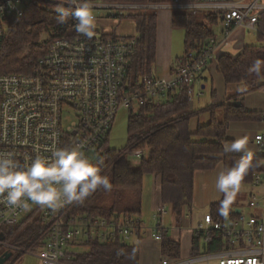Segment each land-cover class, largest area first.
Listing matches in <instances>:
<instances>
[{
    "label": "built area",
    "instance_id": "obj_1",
    "mask_svg": "<svg viewBox=\"0 0 264 264\" xmlns=\"http://www.w3.org/2000/svg\"><path fill=\"white\" fill-rule=\"evenodd\" d=\"M90 2L96 16L91 38L76 30L75 20V34L52 40L29 73L0 74V153H12L21 165L37 155L50 157L55 148L64 146H78L92 159L93 152L108 140L122 108L137 111L142 105L165 99L180 85L187 86L193 103L203 94L202 74L216 69L218 59L230 53L229 48L239 52L246 45L247 32L264 37V0ZM31 3L73 10L61 0H0V53L9 18L23 16ZM162 10L213 15L222 25L223 36L215 32L212 37L195 40L184 61L169 76L146 78L141 89L131 90L130 61L141 36H119L102 30L97 25V13H103L104 19H122ZM259 84L264 92V78ZM262 112L264 124V109ZM255 141L264 163V131L256 134ZM131 155L136 158L134 164H140L148 150L139 149ZM252 185L260 191L250 194L249 206L259 208L261 214L240 212L233 216L229 211L227 217H216L209 210L193 229L194 235L200 236V251L187 257L164 254L159 264H264V169L255 173ZM75 205L66 203L53 210L31 202L27 208L0 202V246L7 242V229L33 212L49 224L45 243L34 251L42 264H69L85 252L78 249L82 245L89 247L92 241L116 238L128 241L145 233L140 215L111 218L81 213ZM166 214L165 207L158 206L154 214L158 223L148 227L155 240L162 241L163 232L171 230L163 223ZM212 243L217 248L208 249Z\"/></svg>",
    "mask_w": 264,
    "mask_h": 264
},
{
    "label": "trees",
    "instance_id": "obj_2",
    "mask_svg": "<svg viewBox=\"0 0 264 264\" xmlns=\"http://www.w3.org/2000/svg\"><path fill=\"white\" fill-rule=\"evenodd\" d=\"M159 1L169 0L154 2ZM130 17L136 21L141 36L129 67L130 89L135 90L143 87L144 79L154 76L158 14L148 12ZM57 19L56 8L34 3L27 6L23 16H11L0 53V74L29 73L37 60L45 54L52 40L75 34L73 17L66 18L67 22L64 24L57 23ZM172 24L174 28L186 30L185 53L179 59L183 62L185 54L191 50L195 40L215 35L208 24L216 25L217 17L205 14L201 19L196 15L174 12ZM256 60L264 62L262 35H259V42L246 44L238 53H225L218 59L217 70L227 85L245 84L244 89L229 97L228 102H213L195 108L189 100L187 86L180 85L170 90L165 99H159L151 105H142L137 111H130L127 121V144L123 148H115L109 146V140H106L99 151L93 152V157L97 156L96 163L102 173L110 179V191L98 189L82 203L75 202V209L81 213L111 218L141 215L144 176L153 173L161 175L162 204L171 206L175 222L179 224L183 208L192 207L193 204L196 172L214 169L221 162L225 168H229L244 156L223 151V145L228 141L227 131L230 123L258 121L263 116L262 111L248 110L244 105L235 106L232 102L244 101L246 94L260 89L259 82L264 78V68L259 75L250 71ZM212 97H216L215 90L212 91ZM204 114L209 115L208 121L197 123L193 129L192 120L199 119ZM139 149L148 150V156L142 158L139 165H134L128 159V154L131 155ZM253 162L255 166L249 171L243 184H252L255 173L264 169L260 154L253 155ZM220 202L211 205L216 217L220 216ZM231 214L238 216V213L233 211ZM6 233V241L15 248H11L15 253L5 264H16L22 260L25 253L34 252L45 243L49 224L44 223L40 215L33 212L7 229ZM88 248L72 258L69 264H139L138 243H128L122 238H116L106 242L92 241ZM215 248L217 246L213 243L208 245V249ZM161 251L162 254L180 256L181 243L174 240L169 231L163 232ZM199 251L200 236L195 235L191 252L195 254ZM2 253L0 249V255Z\"/></svg>",
    "mask_w": 264,
    "mask_h": 264
},
{
    "label": "clouds",
    "instance_id": "obj_3",
    "mask_svg": "<svg viewBox=\"0 0 264 264\" xmlns=\"http://www.w3.org/2000/svg\"><path fill=\"white\" fill-rule=\"evenodd\" d=\"M72 11L58 7L57 23L64 24L68 17L78 23L76 30L91 38L96 28L94 5L90 0H61ZM264 62L256 60L250 71L260 74ZM223 151L244 152V156L233 166L219 172L216 188L223 194L219 214L227 217L232 198L241 190L249 171L255 166L253 154L247 149L246 139H237L224 144ZM103 188L110 191L111 183L97 163L87 157L78 146L55 148L50 157L37 155L25 164L12 153H0V202L15 208H27L29 202L55 210L71 202H83L90 194Z\"/></svg>",
    "mask_w": 264,
    "mask_h": 264
},
{
    "label": "crops",
    "instance_id": "obj_4",
    "mask_svg": "<svg viewBox=\"0 0 264 264\" xmlns=\"http://www.w3.org/2000/svg\"><path fill=\"white\" fill-rule=\"evenodd\" d=\"M157 14V49L156 61L154 64L155 70L153 69V74L154 77H167L174 71L178 63H180L179 59L185 53L186 30L184 29V52H182V48L180 46V44L182 43V40H180V36L182 35L178 29L173 27V13L170 17L167 16L168 13L163 12V10ZM208 86L211 88V95L213 90L216 91V97H212L213 101L211 103L228 102L229 97L234 96L237 92L240 91V89L238 87H235L233 84L227 85L223 79L222 74L219 73L217 69L207 70L204 74H202L201 87L203 91L208 89ZM257 91L258 92L254 91V93L251 92L244 96L243 105L246 109L257 111H262L264 109V92L260 89ZM211 103L209 101V103L200 107L193 104V107L201 108ZM202 116L209 118V115L207 114H204ZM263 131L264 124L261 120L232 121L227 131L228 141L225 142V144H231L235 140L243 138L247 141V149L250 150L253 155H259L260 149L255 141V136L256 134ZM231 153L244 155V152ZM223 169H225L224 163L221 162L214 169L197 171L194 179V195L192 207L183 208L181 222L179 224L175 222V218L172 214V219L175 224L171 227V230H174V232H171V230L169 232L174 240L180 241L181 256L182 249L184 248L187 251L186 254H190L192 251L193 238L195 236L193 231L194 226H196L202 220L205 213H207L209 210H212L211 205L213 203L220 202L222 199H224L223 194H221L216 188V179L219 172ZM161 181V175L148 173L144 176L141 215L150 214L153 210L156 211L158 206L165 207V205L162 204L161 199ZM242 186L245 185L242 184ZM246 186L249 187V190H247L246 192L247 197L246 195L245 197L239 196L236 200H232L231 207L233 209L239 208L241 209V212L247 214H261V210L259 208L254 209L249 206L250 194L254 191H260V189L255 188L252 184H247ZM233 212L235 211L233 210ZM140 236L132 237H135L136 239L134 243H138L140 246L139 264H159L162 256L164 255L161 251V241L155 240L149 231L147 232V234L142 233ZM39 261L40 264H42L40 258Z\"/></svg>",
    "mask_w": 264,
    "mask_h": 264
},
{
    "label": "rangeland",
    "instance_id": "obj_5",
    "mask_svg": "<svg viewBox=\"0 0 264 264\" xmlns=\"http://www.w3.org/2000/svg\"><path fill=\"white\" fill-rule=\"evenodd\" d=\"M155 1V0H154ZM153 1V2H154ZM158 1V0H157ZM163 12H167V16H171L173 11L172 10H163ZM159 13V12H157ZM98 19H97V25H99L102 30L110 33H115L116 35L119 36H137L139 35L137 26H136V21L134 19H131V17H124L122 19L120 18H110V19H104L103 13L98 12ZM198 18L203 19V15H205L204 12L199 11L197 14ZM210 28L213 30V32H216L218 37L223 36V33L221 32L222 25L221 23L216 24V25H211L208 24ZM181 32L180 40H182V43L180 44L182 48V52H184V28H176ZM44 38H46V35H44ZM259 42V36L253 32H247L246 35V44H253ZM229 52L232 54L238 53L235 48H229ZM181 52V53H182ZM217 69V68H216ZM155 70V67H154ZM235 87H238L240 90L244 89L245 84H233ZM258 92V91H255ZM254 93V92H253ZM210 103L213 101L212 100V95H211V88L208 86V89L203 91V94L200 97H196L194 99L193 104L198 107L203 106L207 103ZM129 109L128 108H122L116 118V121L114 123V126L112 128V131L109 135V146L115 147V148H123L127 144V139H128V130H127V121H128V115H129ZM220 116V113H219ZM73 119L71 116L70 120ZM70 120H65V122H69ZM208 121V117L201 116L199 119H193L191 122V127L194 129L196 128L197 123H205ZM128 159L135 163L136 158L133 157L132 155L128 154ZM93 162H97V156L92 157ZM245 186L241 187V190L236 193V195L232 198V200H236L239 196L245 197L247 190H249V187L246 186L247 184H244ZM248 187V188H247ZM247 197V195H246ZM246 207V206H245ZM165 209L167 211V214L164 216V224L168 227L174 226V221L172 219V209L170 205H165ZM154 213H156L155 210H153L150 214H142V220L145 225V230L144 232L147 234L148 232V227L154 226L155 224L158 223L157 220L154 218ZM171 232H174V230H171ZM136 241L135 237L131 238L128 240V243H134ZM0 249L4 252L5 250H11L10 244L5 242V244L0 246ZM81 251H86L88 250L87 245H82L79 247ZM185 248L182 249V257H187L188 254L187 251L185 252ZM15 252V251H14ZM19 264H40L39 257L36 253L34 252H29L25 253L22 260L19 262Z\"/></svg>",
    "mask_w": 264,
    "mask_h": 264
},
{
    "label": "water",
    "instance_id": "obj_6",
    "mask_svg": "<svg viewBox=\"0 0 264 264\" xmlns=\"http://www.w3.org/2000/svg\"><path fill=\"white\" fill-rule=\"evenodd\" d=\"M233 104L235 106H241L243 105V101L242 100H235L233 101ZM235 211L237 213L241 212V209L239 208H235L233 209L232 207H230L229 211ZM14 255V252L12 250H5L1 255H0V264H5L12 256Z\"/></svg>",
    "mask_w": 264,
    "mask_h": 264
}]
</instances>
